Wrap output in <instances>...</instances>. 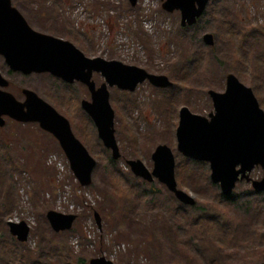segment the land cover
<instances>
[{"label":"rangeland","instance_id":"rangeland-1","mask_svg":"<svg viewBox=\"0 0 264 264\" xmlns=\"http://www.w3.org/2000/svg\"><path fill=\"white\" fill-rule=\"evenodd\" d=\"M11 3L33 30L72 43L90 59L166 76L173 86L159 89L146 81L134 92L108 87L121 154L115 161L81 106L91 101L88 88L67 87L50 74H9L0 56V73L12 83L7 91L18 99L20 90H32L69 121L97 163L92 184L82 187L52 135L37 124L7 120L0 129V264H89L101 257L114 264L264 263V205L252 212L254 217H244L234 239L222 238L220 244L215 233L209 234L219 247L212 250L204 236L210 229L193 226L187 206L158 180L137 178L127 164L140 160L152 171L153 153L166 145L176 160L179 189L197 206H213L237 217V210L223 203L220 187L211 182L209 164L178 151L176 132L183 107L206 118L214 112L208 92L224 93L229 74L252 89L264 111V0H211L199 23L185 31L180 12H166L161 0H138L135 7L129 0ZM207 33L215 38L214 52L203 43ZM93 81L97 87L106 83L101 74H94ZM51 157L64 169L49 165ZM251 178H264V168L256 167ZM249 190L252 185L243 181L234 192ZM50 211L74 214L77 220L70 231L55 233L47 219ZM10 222L28 224L27 242L10 233Z\"/></svg>","mask_w":264,"mask_h":264},{"label":"water","instance_id":"water-1","mask_svg":"<svg viewBox=\"0 0 264 264\" xmlns=\"http://www.w3.org/2000/svg\"><path fill=\"white\" fill-rule=\"evenodd\" d=\"M161 1L166 12H180V25L186 28L198 23L211 0ZM129 3L135 7L138 0H129ZM203 43L213 47L214 36L205 34ZM0 56L14 72L50 74L68 84H84L91 94V101L84 100L81 106L94 121L100 139L111 150L115 161L121 158V154L115 138V113L109 102L108 87L134 92L146 81L159 89L173 86L166 76L151 74L118 61L90 59L72 43L33 30L12 6L11 0H0ZM94 74H101L106 83L97 87L93 81ZM8 85L0 73V128L6 125V117L22 124H38L42 131L58 141L80 185L90 186L97 163L75 137L69 121L30 90L24 91L25 102L18 101L3 89ZM208 94L214 106V112L208 118L191 113L187 107L180 110L176 132L178 151L188 159L208 163L211 182L220 187L226 198L231 197L237 184L243 181L250 183L255 193H264V178H251L256 167L264 168V111L256 96L233 74L227 76L224 93L210 90ZM152 159V171L140 160H129L127 164L137 178L148 183L158 180L181 204L194 207L195 199L178 187L172 150L160 145ZM94 218L100 227L99 214L95 213ZM47 219L55 233H62L72 229L77 217L50 211ZM9 228L19 242L28 241L30 227L26 222H10ZM89 264L114 263L101 257L92 259Z\"/></svg>","mask_w":264,"mask_h":264},{"label":"trees","instance_id":"trees-1","mask_svg":"<svg viewBox=\"0 0 264 264\" xmlns=\"http://www.w3.org/2000/svg\"><path fill=\"white\" fill-rule=\"evenodd\" d=\"M193 27L181 28V30H191ZM251 31L254 32V30H250V32ZM215 47L210 48L212 52H214L216 49ZM259 49H261V47H259ZM193 176L195 175L190 176V178L193 181V185L197 186V179ZM221 196L225 205H232L237 210V217L232 216L223 209H218L209 205H195L194 207H185L188 218L191 220L193 226H196L197 224L199 229H210L207 231V233H204V236L206 237L207 243H211L210 246L212 247V250L214 248L219 249V247L216 244L217 241L215 243V240H212L208 237L209 234L215 233L220 244L223 243L220 242V240L222 241V238L227 240L234 239V237L238 235L239 229L244 225V221H242L244 217H254L252 212L257 211L260 205H264V194L255 193L253 190H249L242 195H237L234 192L233 195L228 198L224 197L223 195ZM211 229L214 231L211 232Z\"/></svg>","mask_w":264,"mask_h":264},{"label":"flooded vegetation","instance_id":"flooded-vegetation-1","mask_svg":"<svg viewBox=\"0 0 264 264\" xmlns=\"http://www.w3.org/2000/svg\"><path fill=\"white\" fill-rule=\"evenodd\" d=\"M4 61H5V59H4V57L2 56L1 57ZM6 64V63H5ZM7 66V68H8V73L9 74H19V75H22V76H31V75H36V73H33V74H30V75H25V74H23V73H21V72H14V71H12L9 67H8V65H6ZM37 75H39V74H37ZM58 79V78H57ZM60 82H62L65 86H67V87H71V86H74L75 84H79V85H82V86H84L85 88H87L84 84H82V83H80V82H75V83H73V84H68V83H66V82H64V81H62L61 79H58ZM11 85H12V83L9 81V86L8 87H6V88H3L5 91H7L8 89H9V87H11ZM2 89V88H1ZM26 90H29V89H22V90H20L19 91V96H20V98H18L17 100L18 101H20V102H25L26 101V99H27V97H26V95L24 94V91H26ZM30 91H32V90H30ZM10 92V91H9ZM11 93V92H10ZM7 120H11V119H9L8 117L6 118V122H7ZM11 121H13V120H11ZM13 122H15V123H17V124H20L19 122H16V121H13Z\"/></svg>","mask_w":264,"mask_h":264},{"label":"built area","instance_id":"built-area-1","mask_svg":"<svg viewBox=\"0 0 264 264\" xmlns=\"http://www.w3.org/2000/svg\"><path fill=\"white\" fill-rule=\"evenodd\" d=\"M49 165L54 166L57 170H63L64 166L60 160H58L56 157H51L49 159ZM70 209H73L71 206H69Z\"/></svg>","mask_w":264,"mask_h":264}]
</instances>
